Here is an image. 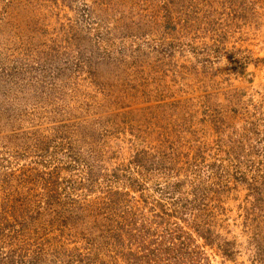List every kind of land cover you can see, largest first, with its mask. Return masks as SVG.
<instances>
[{"label": "rangeland", "instance_id": "374dc122", "mask_svg": "<svg viewBox=\"0 0 264 264\" xmlns=\"http://www.w3.org/2000/svg\"><path fill=\"white\" fill-rule=\"evenodd\" d=\"M0 264H264V0H0Z\"/></svg>", "mask_w": 264, "mask_h": 264}]
</instances>
